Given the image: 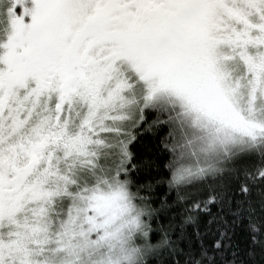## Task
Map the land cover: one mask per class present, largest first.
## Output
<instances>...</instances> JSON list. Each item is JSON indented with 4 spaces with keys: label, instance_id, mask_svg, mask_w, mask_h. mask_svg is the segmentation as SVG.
<instances>
[{
    "label": "snow or ice",
    "instance_id": "snow-or-ice-1",
    "mask_svg": "<svg viewBox=\"0 0 264 264\" xmlns=\"http://www.w3.org/2000/svg\"><path fill=\"white\" fill-rule=\"evenodd\" d=\"M0 264H264V0H0Z\"/></svg>",
    "mask_w": 264,
    "mask_h": 264
}]
</instances>
